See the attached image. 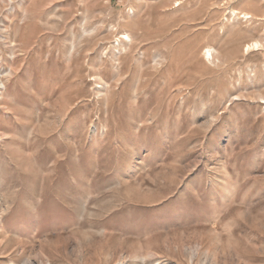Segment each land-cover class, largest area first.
Instances as JSON below:
<instances>
[{
    "label": "rangeland",
    "instance_id": "rangeland-1",
    "mask_svg": "<svg viewBox=\"0 0 264 264\" xmlns=\"http://www.w3.org/2000/svg\"><path fill=\"white\" fill-rule=\"evenodd\" d=\"M0 264H264V0H0Z\"/></svg>",
    "mask_w": 264,
    "mask_h": 264
},
{
    "label": "bare ground",
    "instance_id": "bare-ground-1",
    "mask_svg": "<svg viewBox=\"0 0 264 264\" xmlns=\"http://www.w3.org/2000/svg\"><path fill=\"white\" fill-rule=\"evenodd\" d=\"M243 17H245V15ZM258 46H259L258 43H252L251 45H248L246 47V50H248L250 47L254 48V47H258ZM206 55L210 56V51L207 50Z\"/></svg>",
    "mask_w": 264,
    "mask_h": 264
}]
</instances>
